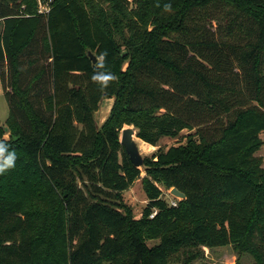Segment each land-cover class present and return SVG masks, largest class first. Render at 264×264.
Listing matches in <instances>:
<instances>
[{"label": "trees", "instance_id": "obj_1", "mask_svg": "<svg viewBox=\"0 0 264 264\" xmlns=\"http://www.w3.org/2000/svg\"><path fill=\"white\" fill-rule=\"evenodd\" d=\"M0 26V143L16 153L0 264H192L227 246L264 264V0H0ZM125 127L152 149L189 132L144 158L140 219Z\"/></svg>", "mask_w": 264, "mask_h": 264}, {"label": "rangeland", "instance_id": "obj_2", "mask_svg": "<svg viewBox=\"0 0 264 264\" xmlns=\"http://www.w3.org/2000/svg\"><path fill=\"white\" fill-rule=\"evenodd\" d=\"M113 104H114V100H107L101 104L100 109L96 114L99 128L103 126V125L101 126V124L105 123L104 122L105 119L108 117V115H110ZM8 117H9V104L4 96L2 83L0 80V126L6 125V121ZM126 128H132L133 130H135L133 127H125L124 129ZM188 134H189L188 131H184L181 137L177 139L165 138L159 143L157 147H154L153 149L151 148L152 146L148 147L147 146L148 144L138 139L136 134H135V141L138 145L141 156L145 158V157H151L160 148L167 150L173 146H178L179 144H185L186 139L184 138V136ZM261 137L264 141V132L262 133ZM6 139H8V137H6ZM257 156L262 159L263 168H264V145L257 153ZM141 169H142V176L140 180H138L128 191H126L123 194L124 203L132 210L133 216L136 219H140L142 217L144 209L149 204L147 196L142 187V179L146 176V172L143 166ZM162 189L164 193V198L168 203L172 204L175 203L177 200L180 201V199L175 198L171 194V190H166L164 188ZM157 242L158 241H152L149 243V245L153 246ZM254 263H255V259L251 255L249 254L237 255L234 252L232 246H227V247H218L214 249H205L203 257L192 264H254Z\"/></svg>", "mask_w": 264, "mask_h": 264}, {"label": "clouds", "instance_id": "obj_3", "mask_svg": "<svg viewBox=\"0 0 264 264\" xmlns=\"http://www.w3.org/2000/svg\"><path fill=\"white\" fill-rule=\"evenodd\" d=\"M166 7L170 9L171 5H167ZM106 55V52L101 53L99 59L103 61ZM104 67L105 65L103 63L98 65V69L93 74L92 80L98 82L100 87L107 88L109 82L115 80V76L110 72L103 71ZM15 161L16 153L14 151H9L8 145L0 143V174H3L14 167Z\"/></svg>", "mask_w": 264, "mask_h": 264}, {"label": "water", "instance_id": "obj_4", "mask_svg": "<svg viewBox=\"0 0 264 264\" xmlns=\"http://www.w3.org/2000/svg\"><path fill=\"white\" fill-rule=\"evenodd\" d=\"M88 56L91 58L95 65L99 62V58L91 51L88 53ZM135 134L136 132L132 128L124 129L122 131L121 143L124 146L126 153L133 165L137 168H142L144 164V158L141 156L138 145L135 141ZM171 194L177 199H186V196L176 188L171 190Z\"/></svg>", "mask_w": 264, "mask_h": 264}, {"label": "built area", "instance_id": "obj_5", "mask_svg": "<svg viewBox=\"0 0 264 264\" xmlns=\"http://www.w3.org/2000/svg\"><path fill=\"white\" fill-rule=\"evenodd\" d=\"M40 13H48L49 12V8L47 5L40 3ZM175 205V203H173ZM156 213V212H155ZM155 213L151 216V218L154 217Z\"/></svg>", "mask_w": 264, "mask_h": 264}, {"label": "crops", "instance_id": "obj_6", "mask_svg": "<svg viewBox=\"0 0 264 264\" xmlns=\"http://www.w3.org/2000/svg\"><path fill=\"white\" fill-rule=\"evenodd\" d=\"M0 28H1V27H0ZM104 101H107V100H104ZM104 101H103V102H104ZM103 102H102V103H103ZM102 103H101V104H102ZM100 106H101V105H100ZM97 113H98V112H97ZM97 113H96V114H97ZM95 117H96V115H95ZM108 117H109V115H108ZM108 117L105 119V121L108 119ZM105 121H104V122H105ZM96 122H97V125H98L97 118H96ZM103 124H104V123H102L101 126H102ZM148 145H149V144H148ZM149 146H151V145H149ZM152 147H153V146H152Z\"/></svg>", "mask_w": 264, "mask_h": 264}]
</instances>
